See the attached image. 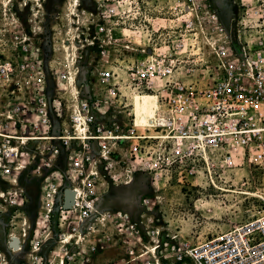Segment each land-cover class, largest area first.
Instances as JSON below:
<instances>
[{
    "label": "built area",
    "instance_id": "obj_1",
    "mask_svg": "<svg viewBox=\"0 0 264 264\" xmlns=\"http://www.w3.org/2000/svg\"><path fill=\"white\" fill-rule=\"evenodd\" d=\"M162 1L171 3L174 14L183 18L181 27L186 33L200 34L199 40L213 49L215 64L203 69L200 57L194 60L195 55L187 52L169 53L167 45L142 48L143 59L125 67L127 80L121 85L113 69H104L110 34L100 27L104 40L95 33L86 44L96 46L104 64L92 71L97 85L82 87L76 97L71 96L70 105L60 99L57 85L55 95H48L34 32H27L15 19L7 0L1 2L0 179L9 191H0V202L23 204L19 176L30 158L44 151L42 146L34 150L35 144L46 142L34 139L43 136L52 138L50 145L59 143L67 151L68 173L78 174H70L71 180L90 174L91 179L71 188L76 190L72 208L64 211L60 204L66 213L93 208L87 198L93 195V181L102 170L111 178L128 177L124 185L131 183L134 173L157 179L158 169H163L168 180L174 177L181 183L215 188L218 173L252 164L264 167V0H248L249 4L241 0L245 12L253 5L254 13H260L261 32L252 38L239 37L235 44L216 13L205 14V9L210 11L208 0ZM215 40L220 43L210 47ZM179 42L184 45V39ZM205 73L208 79L201 77ZM143 93L157 97L156 128L135 126L132 97ZM139 128H143L141 133ZM58 153L55 148L52 156ZM121 164L125 168L119 171ZM77 189L83 190L84 198ZM55 195L57 188L51 184L45 198L53 203ZM118 218L126 226L125 234L136 233L127 217ZM32 248L38 252L41 242L36 240ZM171 250L177 264H188L187 260L192 264H264V209L228 232ZM89 251H96V245L89 244ZM65 257L59 264L72 263L69 255Z\"/></svg>",
    "mask_w": 264,
    "mask_h": 264
},
{
    "label": "rangeland",
    "instance_id": "obj_2",
    "mask_svg": "<svg viewBox=\"0 0 264 264\" xmlns=\"http://www.w3.org/2000/svg\"><path fill=\"white\" fill-rule=\"evenodd\" d=\"M1 2L3 0H0V23ZM7 2L15 19L22 22L27 32H34L33 38L40 51L39 61L47 75L48 95H55L53 89L57 85L61 88L60 99L68 105L74 94L67 85L69 58L63 45L70 42L76 45L73 61L76 93L82 87H94L97 79L92 71L104 64L96 46L87 47L86 44L95 33L104 40L105 32L101 34L100 27L110 34L109 59L104 69H113L116 82L121 85L127 80L125 67L143 59L139 51L142 48L167 45L169 53L187 52L195 55L194 60L200 57L203 69L215 64L211 52L205 50L208 47L199 40L200 34L186 33L181 27L183 18L174 14L172 4L166 1ZM247 2L244 1L249 4ZM208 5L210 11L205 9V14L216 13L232 43L235 44L239 37L252 38L261 32L258 29L262 24L260 13H254L253 5L247 12L241 6V0H208ZM182 39L183 46L179 45ZM215 42L220 43L219 40ZM201 77L208 79L207 73ZM142 130L139 128L138 132ZM51 139L48 136L34 139L46 142L35 144L34 150L39 151L42 146L44 151L31 157L26 170L19 176L23 204L12 206L0 202V264H59L68 255L71 264H155L154 254L159 264H177L172 246L195 245L212 239L250 221L258 210L264 209V167L252 164L216 174L215 188L204 183L200 186L181 183L174 177L168 180V172L163 169H158L157 179L134 173L131 183L124 185L128 177L111 178L102 170L93 181V195L87 198L93 208L84 206L70 213L62 212L59 209L62 196L59 198V195L63 189L79 187L80 180L91 178L86 172L71 180L70 174L75 177L78 174L68 173V153L59 143L50 145L48 140ZM55 148L59 153L53 157ZM124 168L121 164L119 171ZM51 184L57 188L53 203L45 198ZM0 187L2 192L9 191L1 179ZM77 190L84 198L83 190ZM242 191L254 192L260 198L239 194ZM87 213L91 216L88 219ZM118 215L127 217L136 227L135 234H125L126 226L120 225ZM10 238H17L18 245L9 247ZM36 240L41 242L38 252L32 248ZM91 243L96 245L94 252L89 251ZM187 263L192 264L189 260Z\"/></svg>",
    "mask_w": 264,
    "mask_h": 264
},
{
    "label": "bare ground",
    "instance_id": "obj_3",
    "mask_svg": "<svg viewBox=\"0 0 264 264\" xmlns=\"http://www.w3.org/2000/svg\"><path fill=\"white\" fill-rule=\"evenodd\" d=\"M217 45H218L217 42H214L210 45V47L212 46L216 47ZM63 48L67 52L66 56L69 58V64L67 65V69H66L67 70V85L68 87L71 88V91L74 94L73 97H76L77 93H76L75 85H74L75 68L73 65V61L76 58V45L73 42H70V43L64 44ZM205 50L206 51L209 50V52H211L212 55L214 54L213 49L205 48ZM205 55H207V52L205 53ZM76 104H77V101L75 102V106ZM132 107H133L132 110L134 114V123L136 127H157L158 126V115H159L158 112L160 109H159L156 95L149 94V93L136 94L132 98ZM145 138H148V137H145ZM226 192L237 193L234 190H227ZM239 194L247 195L252 198H260V196H257L254 192H249V191H242ZM153 257L155 258V264H159L157 260V256L154 254Z\"/></svg>",
    "mask_w": 264,
    "mask_h": 264
},
{
    "label": "water",
    "instance_id": "obj_4",
    "mask_svg": "<svg viewBox=\"0 0 264 264\" xmlns=\"http://www.w3.org/2000/svg\"><path fill=\"white\" fill-rule=\"evenodd\" d=\"M62 196L61 208L64 211H69L72 208L74 203L75 191L70 188H65L62 191V195H59V198ZM9 247H15L18 245L17 238H10L8 243Z\"/></svg>",
    "mask_w": 264,
    "mask_h": 264
}]
</instances>
